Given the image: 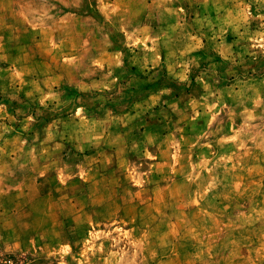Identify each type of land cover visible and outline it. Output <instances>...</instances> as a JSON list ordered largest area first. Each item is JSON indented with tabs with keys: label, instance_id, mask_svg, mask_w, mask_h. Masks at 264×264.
Masks as SVG:
<instances>
[{
	"label": "rangeland",
	"instance_id": "1",
	"mask_svg": "<svg viewBox=\"0 0 264 264\" xmlns=\"http://www.w3.org/2000/svg\"><path fill=\"white\" fill-rule=\"evenodd\" d=\"M152 1L89 10L153 67L0 53V264H264V0Z\"/></svg>",
	"mask_w": 264,
	"mask_h": 264
},
{
	"label": "crops",
	"instance_id": "2",
	"mask_svg": "<svg viewBox=\"0 0 264 264\" xmlns=\"http://www.w3.org/2000/svg\"><path fill=\"white\" fill-rule=\"evenodd\" d=\"M152 2V0H137L138 5L144 8L152 6ZM40 3L46 5L44 2ZM115 3V0H79L75 3L66 0L62 3L65 8L56 13L51 8L35 10L28 6L24 7L18 0H0V19H2L0 20V53L10 58L6 69L22 74L27 70L26 62L30 61L35 65L36 70H40L44 64V57L39 51L33 53V50H66L64 52L66 60L76 58L79 50H92V63L96 64L97 68L106 70L115 68L119 63H127L135 69L153 67L160 63L162 52L155 51L150 61H144L140 50H120L114 42L115 30L112 26L115 27V19L108 15L96 16L89 10L90 7L96 8L99 5L109 9L116 6ZM71 7H77L78 11L70 10ZM140 20L142 24H147L151 23L153 18L146 20L141 17L138 24ZM154 23H158V20L155 19ZM58 28L65 29L64 34ZM141 31L127 26L118 28L120 36L126 37L129 34L141 37ZM99 40L104 42V47H99ZM60 67L67 68L62 64ZM20 88L21 86H18V89ZM151 121H154V118L151 119L149 116L144 118L142 132H147V129L149 131ZM22 210L29 217L28 209ZM16 226L19 228L18 222ZM16 242L10 245L12 251L16 253L26 248L36 249L45 245L32 239H28V243L22 240Z\"/></svg>",
	"mask_w": 264,
	"mask_h": 264
},
{
	"label": "built area",
	"instance_id": "3",
	"mask_svg": "<svg viewBox=\"0 0 264 264\" xmlns=\"http://www.w3.org/2000/svg\"><path fill=\"white\" fill-rule=\"evenodd\" d=\"M8 262L10 263V260H8Z\"/></svg>",
	"mask_w": 264,
	"mask_h": 264
}]
</instances>
